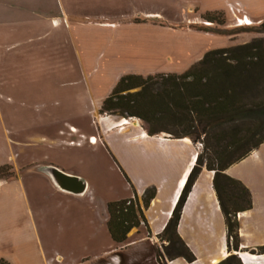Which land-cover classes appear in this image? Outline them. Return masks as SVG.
<instances>
[{
  "label": "crops",
  "instance_id": "1",
  "mask_svg": "<svg viewBox=\"0 0 264 264\" xmlns=\"http://www.w3.org/2000/svg\"><path fill=\"white\" fill-rule=\"evenodd\" d=\"M122 1H127L134 8L133 14L126 20L130 27L156 26V17L160 15L150 7L151 3L148 5L145 2L146 8H139L142 6L139 4L141 0H0V98H13L14 89L25 86L32 72L41 75L48 71L54 78L56 72L77 67L87 77L89 72L94 75L100 71L102 62H111L108 55L110 35L117 34L127 23L123 20L122 10L117 8ZM188 1L183 0L182 4ZM224 1L204 0L215 7L224 6ZM238 1L247 5L251 2ZM261 2L264 3V0ZM245 14L243 16L251 21L254 19L252 12L246 11ZM143 15L146 17L145 22L135 21ZM104 40H107L106 43ZM131 44L133 54H141L139 46L136 47L134 42ZM203 53L198 55L197 61ZM142 54L144 61L155 60L151 51ZM72 63L74 66L71 68L69 64ZM157 71H160L157 65H125L113 73L109 86L99 95H95L89 81L86 85L89 98H100L99 115L103 123H109L106 132L114 137L108 145L118 159L131 190L129 195L112 201L136 198L147 221L145 227L156 239L169 222L184 183L196 164L200 151L198 145L190 138H174L168 134L150 135L134 119L102 115L100 108L123 75H151ZM1 114L0 108L2 119ZM124 120H128V123L123 122L121 125ZM91 138L100 142L94 135ZM22 163L19 165L12 161L16 173L17 167H26V163ZM3 165L8 163H0V166ZM227 174L242 181L253 196V207L239 214L241 244L236 253L244 264H264V253L258 252V248L264 246V143L231 165ZM214 175V171L206 167L201 170L185 202L178 226L180 236L193 251L196 260L189 262L177 257L170 260L169 264H218L230 254L226 218L214 188ZM55 176L66 184V189H60V193L67 201L72 205H82L83 198L89 194L90 185H83L78 178ZM17 179L18 175L11 180L1 179L0 189ZM149 188H155L157 193L149 206L145 207L143 197ZM95 199L90 198L92 205ZM13 200L12 193L0 191V259L11 264H54L56 261L52 253L45 246V241H51L52 238L46 236L47 226L40 223L42 212L29 205L16 206ZM110 201L103 200L100 207L103 213L107 211L102 225H107L108 233L107 205Z\"/></svg>",
  "mask_w": 264,
  "mask_h": 264
},
{
  "label": "rangeland",
  "instance_id": "2",
  "mask_svg": "<svg viewBox=\"0 0 264 264\" xmlns=\"http://www.w3.org/2000/svg\"><path fill=\"white\" fill-rule=\"evenodd\" d=\"M261 1L251 0L247 5L238 0H225L224 6L215 7L204 0L183 4V0H141L139 8H146L145 2L151 3L150 7L160 15L154 23L158 28L154 25L130 27L126 20L134 8L122 1L117 8L122 10L127 23L117 34L110 35L111 62H102L100 71L94 75L89 72L87 77L78 67L72 68V63L69 64L72 69L56 72L54 78L48 71L41 75L32 72L25 86L14 89L13 98H0V163H26L24 168L17 167L18 179L0 191L12 193L16 206L29 205L42 212L40 223L47 226L46 236L52 238L45 241V246L52 253L54 264H169L172 259L166 250L170 240L152 237L144 223L133 228L126 242L120 245L113 243L107 225H102L107 212L101 211L103 200L129 195L131 190L108 145L114 137L106 132L109 123H103L99 115L100 98H89L87 82L93 86L95 95H99L109 86L113 73L125 65H157L160 71L155 73H182L197 62L202 52L264 37ZM230 7L236 12L239 9L240 17L246 11L252 12L253 25L238 26ZM207 15L221 22L211 23ZM145 18L143 15L135 21L145 22ZM132 42L139 46L141 54L151 51L155 60L144 61L143 54H133ZM134 120L147 126L139 118ZM91 135L100 142H93ZM203 139L202 136L195 143L199 152L206 154ZM8 172L3 169L0 176ZM55 174L78 178L83 185H90L82 205H72L60 193L66 184ZM91 197L96 198L93 205ZM105 251L108 252L98 257Z\"/></svg>",
  "mask_w": 264,
  "mask_h": 264
},
{
  "label": "trees",
  "instance_id": "3",
  "mask_svg": "<svg viewBox=\"0 0 264 264\" xmlns=\"http://www.w3.org/2000/svg\"><path fill=\"white\" fill-rule=\"evenodd\" d=\"M211 23L218 19L206 16ZM222 24V23H221ZM264 31V22L261 25ZM102 115L139 118L150 135L174 138L204 137L206 150L199 152L172 216L160 238L170 240L166 252L171 259L196 260L178 232L181 214L201 170L214 171V188L226 218L230 254L218 264H244L239 251V214L253 207L251 190L227 174V169L264 143V37L250 42L209 50L182 73L125 74L100 108ZM1 179H15L12 165ZM157 190L144 197L148 207ZM108 230L116 245L123 244L133 228L147 224L136 198L110 201ZM179 245L180 247H176ZM264 253V246L258 248ZM0 264H11L0 259Z\"/></svg>",
  "mask_w": 264,
  "mask_h": 264
},
{
  "label": "built area",
  "instance_id": "4",
  "mask_svg": "<svg viewBox=\"0 0 264 264\" xmlns=\"http://www.w3.org/2000/svg\"><path fill=\"white\" fill-rule=\"evenodd\" d=\"M230 9H231V11L233 12V14H235V16H236V19H237V25L238 26H240V25H242V20L240 19L241 17H239L238 15H237V13H238V11H240L239 9H237V12H236V10L234 9V7H230ZM244 17V19L246 18V16H243ZM252 25V24H251ZM130 119H135V118H133V117H130ZM138 120V119H137ZM138 122V121H137ZM138 124H140L139 122H138ZM122 125V124H121ZM91 140H92V138H91Z\"/></svg>",
  "mask_w": 264,
  "mask_h": 264
},
{
  "label": "bare ground",
  "instance_id": "5",
  "mask_svg": "<svg viewBox=\"0 0 264 264\" xmlns=\"http://www.w3.org/2000/svg\"><path fill=\"white\" fill-rule=\"evenodd\" d=\"M240 19H241V20H242V22H243V23H242V25H247V26H248V25H251V24L253 25V23H254V22H253V21H251V19H250V18H248V17H247V18H245V19H244V17H242V18H240ZM245 22H246V24H245ZM242 25H240V26H242ZM123 122H125V123H128V120H124V121H122V122H121V124H123ZM136 123L138 124V122H137V121H136ZM92 141H93V142H95V139H94V138H92Z\"/></svg>",
  "mask_w": 264,
  "mask_h": 264
},
{
  "label": "water",
  "instance_id": "6",
  "mask_svg": "<svg viewBox=\"0 0 264 264\" xmlns=\"http://www.w3.org/2000/svg\"><path fill=\"white\" fill-rule=\"evenodd\" d=\"M66 179H70V177H67Z\"/></svg>",
  "mask_w": 264,
  "mask_h": 264
}]
</instances>
